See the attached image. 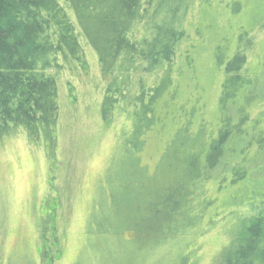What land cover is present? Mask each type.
I'll return each instance as SVG.
<instances>
[{"label": "trees", "instance_id": "trees-1", "mask_svg": "<svg viewBox=\"0 0 264 264\" xmlns=\"http://www.w3.org/2000/svg\"><path fill=\"white\" fill-rule=\"evenodd\" d=\"M154 1L0 0V144L22 132L31 144L42 145L47 160L53 162L58 128L57 81L45 70L62 68L80 73L85 69L86 44L95 51L105 79L100 108L103 120L128 99L132 78L140 68L147 71L158 67L160 71L152 86L141 82L138 94L126 102L130 127L133 125L132 146L139 151L155 120L156 103L171 88L176 46L183 36L165 20L149 19ZM141 27L148 29L147 36H138ZM239 41L233 55L225 58L214 133L206 136L204 118L194 127L187 120L163 149V155L171 154L172 143L183 137L180 154L185 152L184 159L177 163V173L170 181L164 186L153 187L150 181L142 184V165L138 166L137 159L130 155L119 169L117 210L112 213L107 208L110 198L104 196L103 227L119 231L128 225L133 233L117 239L121 244L115 242L116 238L109 240L106 250L100 248L103 258L97 259V264H195L191 246L214 221L207 219L215 205L209 193L214 172L222 171L217 179L219 187L226 180L233 187L239 181L235 184L242 185L243 190L258 176L264 181V157L260 158L264 129H258L264 106L253 121L248 111L255 103L264 105V95L260 96L264 85L258 87L257 75L247 70L248 44ZM215 57L223 63L221 50L216 49ZM239 94L241 104L235 99ZM189 147L193 151L185 156ZM120 175L125 179L124 186ZM237 204L247 205L249 213L244 239L230 248L234 259L229 263L255 264L253 256L260 246L256 241L264 229V182L251 196L248 194L246 202ZM49 228L38 226L42 241L47 239ZM26 261L35 264L30 258ZM85 264H95L94 256Z\"/></svg>", "mask_w": 264, "mask_h": 264}, {"label": "rangeland", "instance_id": "rangeland-1", "mask_svg": "<svg viewBox=\"0 0 264 264\" xmlns=\"http://www.w3.org/2000/svg\"><path fill=\"white\" fill-rule=\"evenodd\" d=\"M152 8L151 21L165 20L183 36L176 46L171 88L156 103L155 120L144 144L139 151L132 146L133 125L126 102L138 94L141 82L145 86L156 82L158 67L140 68L134 74L128 99L107 120L100 112L105 79L92 48L83 46L85 69L80 73L47 68L45 72L53 73L57 81L55 158L50 163L44 147L31 144L22 132L0 144V264H28L29 258L35 264H85L93 256L97 264L100 248L106 250L109 240L116 238L119 243L117 239L133 233L128 225L119 231L103 227V197L109 196L107 208L112 213L117 210L119 169L130 155L142 165V184L164 186L170 181L184 159L183 137L172 143L171 154L163 155V149L187 120L194 127L204 118L206 136L214 133L225 58L233 55L239 40L248 44L247 70L257 75L258 87L264 85V0H155ZM143 28L138 36H147L148 29ZM216 49L221 50L223 63L216 60ZM235 99L242 103L240 94ZM263 106L255 103L248 108L250 121L262 114ZM258 121V129L263 130L264 115ZM192 151L189 147L185 156ZM220 172L217 169L209 183L215 205L207 219L214 221L191 246L195 264H230L234 259L230 248L243 241L249 213L247 205L237 203L246 202L248 194L264 182L258 176L247 189L235 184L239 181L233 187L229 180L219 187ZM120 178L124 186L125 179ZM39 225L51 228L45 241L39 238ZM256 242L260 246L253 259L264 264V229Z\"/></svg>", "mask_w": 264, "mask_h": 264}]
</instances>
